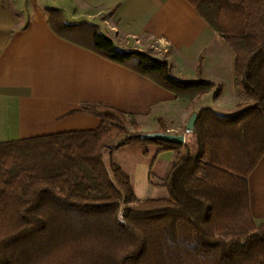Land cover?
<instances>
[{"label": "trees", "instance_id": "obj_1", "mask_svg": "<svg viewBox=\"0 0 264 264\" xmlns=\"http://www.w3.org/2000/svg\"><path fill=\"white\" fill-rule=\"evenodd\" d=\"M188 1L232 49L234 83L248 105L231 115L201 108L182 144L146 139L134 115L88 104L80 109L100 117L95 129L0 142V264H264V222L251 215L247 183L264 153V0ZM45 13L58 35L178 99L214 87L118 46L87 20ZM138 142L174 152L155 184L167 197L137 198L127 173L108 162L113 147Z\"/></svg>", "mask_w": 264, "mask_h": 264}, {"label": "crops", "instance_id": "obj_2", "mask_svg": "<svg viewBox=\"0 0 264 264\" xmlns=\"http://www.w3.org/2000/svg\"><path fill=\"white\" fill-rule=\"evenodd\" d=\"M46 7L97 25L124 49L147 52L143 46L151 44L165 56L147 53L166 59L175 76L214 87L193 101L178 99L130 67L55 33ZM248 103L234 83L232 49L188 0H0V142L95 129L101 119L80 109L87 104L134 115L143 133L159 132L161 118L167 132L185 138L188 118L201 108L231 115ZM247 183L251 215L264 222V153Z\"/></svg>", "mask_w": 264, "mask_h": 264}, {"label": "rangeland", "instance_id": "obj_3", "mask_svg": "<svg viewBox=\"0 0 264 264\" xmlns=\"http://www.w3.org/2000/svg\"><path fill=\"white\" fill-rule=\"evenodd\" d=\"M149 45L151 44L143 46L147 52L160 57L165 56L163 52L161 54ZM138 130L140 131L139 125ZM157 150L158 147L152 143L138 142L122 147H113L111 153L107 155L108 162L120 165L130 176V182L137 198L168 196L166 188L153 185V183L158 184L160 178L165 177L174 152L171 150L158 152Z\"/></svg>", "mask_w": 264, "mask_h": 264}, {"label": "water", "instance_id": "obj_4", "mask_svg": "<svg viewBox=\"0 0 264 264\" xmlns=\"http://www.w3.org/2000/svg\"><path fill=\"white\" fill-rule=\"evenodd\" d=\"M197 113H192L188 118L185 126V131H189L193 128L195 120L197 118ZM142 137L146 139H153V140H161L165 142H173L177 144H182L184 142V135L183 134H173L170 132H149L143 133Z\"/></svg>", "mask_w": 264, "mask_h": 264}]
</instances>
